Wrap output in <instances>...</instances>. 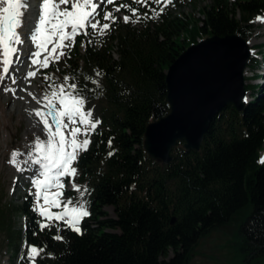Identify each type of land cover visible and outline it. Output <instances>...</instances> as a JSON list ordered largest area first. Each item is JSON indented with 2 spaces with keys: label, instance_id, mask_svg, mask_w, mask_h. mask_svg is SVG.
Segmentation results:
<instances>
[{
  "label": "trees",
  "instance_id": "16d2710c",
  "mask_svg": "<svg viewBox=\"0 0 264 264\" xmlns=\"http://www.w3.org/2000/svg\"><path fill=\"white\" fill-rule=\"evenodd\" d=\"M203 1L198 18L171 12L183 8L185 0H171L166 7L163 0L143 7L117 1L114 7L128 9L120 8L106 34L79 35L64 62L46 70L44 76L52 80L44 79L45 92L68 76L86 100L100 104L101 123L74 163L76 184L89 191L83 197L67 191L90 215L80 223L82 234L63 223L41 230L29 196L17 206H3L0 199V232L12 261L17 259L14 264H28L21 243L44 249L36 264H188L203 237L240 216L238 246L250 259L264 258V85H245L251 100L244 110L222 109L198 152L178 143L165 171L143 150L146 126L169 113L165 79L170 65L204 37L235 34L247 40L255 19L264 15V0ZM133 8L146 13L139 26L131 21ZM257 61L251 57L248 66ZM253 75L252 80L259 78ZM108 207L114 217L104 211ZM15 215L23 218L21 230H12Z\"/></svg>",
  "mask_w": 264,
  "mask_h": 264
},
{
  "label": "snow or ice",
  "instance_id": "6c2138e0",
  "mask_svg": "<svg viewBox=\"0 0 264 264\" xmlns=\"http://www.w3.org/2000/svg\"><path fill=\"white\" fill-rule=\"evenodd\" d=\"M100 2L113 4L114 0ZM136 2H143L147 6V0ZM154 2L160 3L161 0ZM163 2L166 7L171 0ZM98 7L96 0H0V91L16 96L17 88L14 85L18 83L16 73L20 71L17 65L26 43L24 29H29L31 44L35 49L30 50L28 55L29 65L33 70L27 71L26 78L31 80L41 69H47L51 63L58 62L65 55L64 50L74 45L76 36H87L88 29L101 36L106 34L111 25L97 19L100 15ZM121 7L128 8V5H120L115 10L120 11ZM163 11L164 8H161L160 12ZM131 12L136 16L135 8ZM29 17L36 22L33 24ZM123 19L125 23L130 21L128 15ZM257 19L264 22L262 17ZM103 20L114 23L116 17L112 12H106ZM95 74L99 76L100 72ZM44 79L48 81L52 77L45 75ZM69 81L68 76L64 77L63 83L53 81L42 99L28 93L40 105L32 109L29 115L42 125L44 138L34 136L27 152L13 149L8 163L17 171H26L25 165L38 166L32 184L36 189V210L43 218L39 225L41 230L50 227L53 222H62L72 231L82 234L80 221L89 216L90 212L83 204L73 206L70 199L63 201L61 197L65 179L81 197L89 191L86 187L82 190L75 183L77 169L73 164L78 161L80 152L88 150L90 136L101 122L92 119L91 110H84L86 99L81 94L82 90L78 91V85ZM91 83L98 85V81L94 79ZM108 143L111 146L112 141L109 140ZM109 155L112 153L109 152ZM260 163L264 164V158H261ZM53 208L61 211L53 212ZM54 238L63 239L61 236ZM43 251V248L29 245L24 258L28 264H36L37 257Z\"/></svg>",
  "mask_w": 264,
  "mask_h": 264
},
{
  "label": "rangeland",
  "instance_id": "374dc122",
  "mask_svg": "<svg viewBox=\"0 0 264 264\" xmlns=\"http://www.w3.org/2000/svg\"><path fill=\"white\" fill-rule=\"evenodd\" d=\"M131 1L136 2V0ZM96 3L99 4L97 12L100 13L97 19H100L101 23H111V21L103 20L104 13L112 12V14L116 16L119 11L115 10L116 7H113V4L101 3L100 0H96ZM140 4L141 7L145 5L143 2ZM206 4L207 1L203 0H185L183 8L172 7L171 12H173L174 15H179V13L183 12V14L186 16L190 15L194 18H198L199 10L202 9ZM152 10L153 8L147 9L149 13L151 12V15H154ZM144 14L146 13L137 11L136 16H131L132 23L136 26H139L140 21L144 18ZM32 22L33 24L36 22L34 18L32 19ZM253 26L254 31L250 38L254 39V43L256 45L249 48L251 51V57L257 59L258 61L251 63V65L248 66L246 71L247 82H245V84L256 85L258 83L264 84V57H262V53L264 52V26L257 25L255 22L253 23ZM88 33L89 34L86 36L88 38L93 36H101L98 33L94 34L91 29H88ZM76 38L77 36L75 37V42ZM205 38L207 37L202 38V40ZM49 47L51 46L49 45ZM67 50L68 49L64 50L65 55ZM65 55L60 57L58 62H53L51 64L63 63ZM20 58L21 59L18 62L20 71L16 73V79L18 83L14 85V87L17 88L16 96H13L11 93L0 91V199L3 206H17L24 201L26 196H29L33 201V208L42 222L43 218L36 210V189L32 184V180L37 174L38 166L25 165V168L27 169L26 171H17V169L8 163V161L10 158V153L13 149L27 152L30 150V144L34 140V136H40L41 138H44L42 125L36 121V118L29 115V112L32 109L38 108L40 105H38L36 101L28 95V93L31 92L37 98H43L44 94L46 93L43 82L44 74L48 68L41 69L34 79L29 80L26 78V73L27 71H31L33 69L30 68L29 63H27L28 56L27 54H21ZM253 74H258L259 78L251 80V75ZM247 96L250 99L251 92H248ZM99 108L100 104L97 101L86 100L84 110H91L93 120H98ZM260 156L264 158V149L261 151ZM64 184L65 187L63 189V196L61 199L63 201L70 199L73 206L83 204L84 207L87 208L83 202L69 197L67 191L74 190L71 184H67V179L64 180ZM53 191H55V189H53ZM41 203L43 202L41 201ZM52 211L59 212L61 209L53 208ZM104 211H106L110 217H114L112 208H105ZM240 217L235 218L225 227L215 229L203 237L193 251L188 264H264V258L255 259V257H253L250 259V257L245 256L246 251L241 250L240 246H238L239 236L237 234V229ZM23 222L24 221L21 216L15 215L14 219H12V230H21L23 227ZM56 223L59 222H53L52 224ZM5 237V234L0 232V264H14L16 263L17 259L12 261L11 247L8 244L7 238ZM19 247L21 253L26 254L27 249L24 248L22 243L19 245ZM20 256L21 254H19L17 258ZM170 257H172L171 251L169 252L167 259Z\"/></svg>",
  "mask_w": 264,
  "mask_h": 264
},
{
  "label": "water",
  "instance_id": "95a60500",
  "mask_svg": "<svg viewBox=\"0 0 264 264\" xmlns=\"http://www.w3.org/2000/svg\"><path fill=\"white\" fill-rule=\"evenodd\" d=\"M251 57L245 39L235 34L211 35L191 45L166 72L169 113L146 126L143 150L165 171L178 143L186 151L200 150L217 114L232 105L247 104L245 70ZM174 218L171 225L174 224Z\"/></svg>",
  "mask_w": 264,
  "mask_h": 264
},
{
  "label": "bare ground",
  "instance_id": "6f19581e",
  "mask_svg": "<svg viewBox=\"0 0 264 264\" xmlns=\"http://www.w3.org/2000/svg\"><path fill=\"white\" fill-rule=\"evenodd\" d=\"M33 2H35V0H33ZM262 18H264V16H262ZM29 19L32 20L33 18L32 17H29ZM255 23L257 25L264 26V22H261V20L256 19ZM30 35H31V33H30L29 29H24V31H23V37L26 39V43L22 47L21 54H23V55H26L27 54V56L29 55L30 50H32V51L35 50L34 47L31 44ZM247 44H248V46L250 48L253 47L254 45H256L254 43V39L253 38H250L249 40H247ZM27 63H29V61ZM245 77H247V74H245Z\"/></svg>",
  "mask_w": 264,
  "mask_h": 264
}]
</instances>
